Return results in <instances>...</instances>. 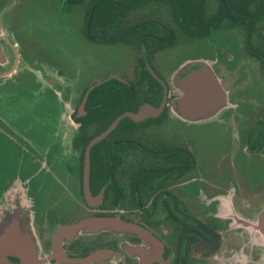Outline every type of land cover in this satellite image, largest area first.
Wrapping results in <instances>:
<instances>
[{"label":"flooded vegetation","instance_id":"af4514ba","mask_svg":"<svg viewBox=\"0 0 264 264\" xmlns=\"http://www.w3.org/2000/svg\"><path fill=\"white\" fill-rule=\"evenodd\" d=\"M174 4L200 19L175 21ZM34 6L0 0V229L17 213L38 264H264V0H146L138 33L87 39L125 66L84 87L79 51L36 43ZM112 81L136 103L118 116L159 110L89 149L85 185L88 145L118 117L83 125L88 96ZM84 220L115 223L59 235Z\"/></svg>","mask_w":264,"mask_h":264},{"label":"trees","instance_id":"16d2710c","mask_svg":"<svg viewBox=\"0 0 264 264\" xmlns=\"http://www.w3.org/2000/svg\"><path fill=\"white\" fill-rule=\"evenodd\" d=\"M68 6H83V35L88 40L99 38V42L113 43L119 40H125L127 34L138 33L141 30L139 17L137 16V9L146 0H60ZM163 1V0H159ZM176 4V2H173ZM174 4L172 16L175 21L178 17L189 16L192 19L200 17L199 4L194 8L178 9ZM135 16V19H134ZM200 19V18H199ZM193 24L198 23L192 20ZM180 23V22H179ZM181 27L189 32H194L192 27L186 20L181 22ZM170 40V39H169ZM164 44H170V41ZM137 47H149L148 40L140 37L136 38ZM116 82H109L101 85L90 92L86 104L88 114L83 120V125H90L93 118L96 117L100 125L106 127L116 116L125 112L133 111L136 103L131 101L132 95L130 90L121 85V89L116 90L114 85ZM115 89V90H114ZM119 127L135 126L128 119L122 120Z\"/></svg>","mask_w":264,"mask_h":264},{"label":"rangeland","instance_id":"374dc122","mask_svg":"<svg viewBox=\"0 0 264 264\" xmlns=\"http://www.w3.org/2000/svg\"><path fill=\"white\" fill-rule=\"evenodd\" d=\"M34 5L36 43L45 42L57 59L61 57V53L64 56V53L73 54L75 50L79 51L82 87L121 73L125 65L120 62L121 58L116 56V51L111 45L90 42L81 34L83 6H68L60 0H34ZM140 14L141 11H137L136 18ZM119 52L124 56L128 54L132 62L140 56L139 52L130 54L124 48L117 51L118 54ZM204 52L203 43L182 51L189 58H195ZM179 57L182 58V55ZM68 60L65 59L67 62ZM32 140L38 141L39 136L33 135Z\"/></svg>","mask_w":264,"mask_h":264},{"label":"water","instance_id":"95a60500","mask_svg":"<svg viewBox=\"0 0 264 264\" xmlns=\"http://www.w3.org/2000/svg\"><path fill=\"white\" fill-rule=\"evenodd\" d=\"M98 84L92 86L91 88H89L84 96V101L87 97V95L89 94V92L96 87ZM185 108L188 107L187 105V100L185 98V101L183 102ZM159 109H153V108H148V107H144V108H140L137 113H125L122 114L120 116H118L112 123L111 125L108 127V129L102 133L100 136L96 137L95 139H93L87 148L86 151V166L84 168V184L87 185V181H88V163H87V159H88V151L89 149L95 145L96 143H98L101 139H103L108 133H110L119 123V121L124 118L127 117L129 118L131 121L133 122H140L141 120H143L146 116L144 114L145 111H151V112H158ZM186 110V109H185ZM18 223H20V219H19V215L17 213H13L11 215H9V217L5 220L4 225L1 227L0 229V264L5 263V256L8 254V252H12L15 253L17 255H19L20 257H22V264H38L36 261H34L33 256L27 246V243L30 240V236H29V232L28 230H26L24 233V237L23 238H19L17 237V228H18ZM115 222L112 221H108V220H84L81 221L79 223H77L74 226L65 228V229H61L59 231V235L61 233H74L75 231H81V230H86V231H91L96 229L97 227H101V226H105V225H112ZM122 228L127 229V230H135V232L140 233L137 231V229H135L134 227H132L131 225H122Z\"/></svg>","mask_w":264,"mask_h":264}]
</instances>
